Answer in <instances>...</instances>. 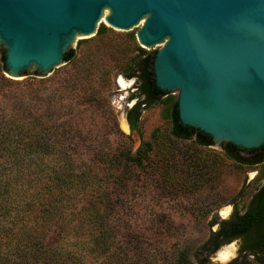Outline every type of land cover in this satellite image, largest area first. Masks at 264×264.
<instances>
[{
  "label": "trees",
  "instance_id": "trees-1",
  "mask_svg": "<svg viewBox=\"0 0 264 264\" xmlns=\"http://www.w3.org/2000/svg\"><path fill=\"white\" fill-rule=\"evenodd\" d=\"M108 30L101 25L97 35ZM96 38L83 52L67 51L64 66L52 78L35 72L34 81L25 82L5 77L0 48V264H210L211 256L234 241L240 243L238 257L228 264H264V183L243 212L236 206L210 231L200 248L207 252L205 257L195 254L193 261L189 248L160 257L154 248L146 247L156 239L155 233L140 229L139 215L127 214L138 202L144 177L169 191L186 190L207 178L212 167L182 143L193 141L203 149L214 143L208 135L180 123L177 96L163 93L154 83L153 55L134 43L122 46ZM114 71L135 81V91L128 97L135 103L126 112L131 133H140L144 110L165 104L169 121L165 144L156 129L149 142L132 151L126 147L130 135L119 131L111 113L108 124H113L118 136L114 149L105 143L94 147L93 135L75 141L74 129L80 124L73 119L57 122V110L66 99L90 118L104 112L107 106L101 95ZM81 143L88 163L80 165L70 149ZM220 147V154L235 164L264 166V146L248 156L232 144ZM263 177L264 169L258 179ZM155 221L151 217V226ZM50 233L52 245L47 242Z\"/></svg>",
  "mask_w": 264,
  "mask_h": 264
},
{
  "label": "water",
  "instance_id": "water-1",
  "mask_svg": "<svg viewBox=\"0 0 264 264\" xmlns=\"http://www.w3.org/2000/svg\"><path fill=\"white\" fill-rule=\"evenodd\" d=\"M101 19L125 32L141 24L143 49L163 45L151 71L177 95L182 125L244 156L264 146V0H0L5 74L49 75Z\"/></svg>",
  "mask_w": 264,
  "mask_h": 264
},
{
  "label": "rangeland",
  "instance_id": "rangeland-1",
  "mask_svg": "<svg viewBox=\"0 0 264 264\" xmlns=\"http://www.w3.org/2000/svg\"><path fill=\"white\" fill-rule=\"evenodd\" d=\"M101 25H104L109 30L103 35H97L96 33L95 36L86 38L87 42L89 41L88 43L83 42V37V39H76L71 46L72 49H74L77 54L83 52L87 50L89 45H94L92 42L97 39L96 37H105L103 40L117 41L122 46H124V44L133 46V43L134 46H140L136 39V33L141 27V24L133 28V30L126 32L107 27L104 19H101V23L97 26V31ZM131 38L134 39V41L131 40ZM162 46L163 45H159L144 50L147 54L153 55ZM129 53L132 56L137 55V51H130ZM63 66L64 65L60 67ZM56 69L57 68L53 69L49 75L43 77L52 78L55 76L54 72ZM34 74L35 70H31L26 72L24 77L16 81L25 82L30 79L32 80ZM4 75L6 78H9L6 74ZM119 79L128 83V87L122 89L118 84ZM134 87L135 81L133 79H126L122 74L114 71L110 75L109 87L104 89L101 95L102 100L107 106V109L104 108V112H100L96 115L91 114L92 120L87 123L91 119L90 114H85L88 112H85L83 108V111L78 112V109L74 107L73 103H70L69 100L66 99L61 103L59 111L57 110V122L73 119L80 124L79 127L76 126L74 129L77 133V138H74L75 141L80 140L79 136L83 138L93 135L97 138V143H94V147H97V145L100 146L98 143H105L104 145L114 149L118 144V136H116L117 134L113 124H108L111 113L117 121L119 131L125 136L130 135V141H126V147L129 145L132 151L141 148L143 142H149L152 133L156 129L159 130V136H161L159 141L165 144L167 138L163 137V135H165L164 133L169 127V121L166 119L165 104L155 105L143 111L140 120V133H131L128 128L126 129L122 126L121 122L125 119L126 112L135 103L134 100H128V97L135 90ZM40 91L46 93V90ZM176 96L177 95L174 94V97ZM81 114H85L86 116L80 117ZM78 117H80V119H78ZM89 141L88 139L86 142L89 143ZM182 145L190 154L196 157H205V159L209 160V165L212 167L210 175L200 180V182L195 183L193 186L188 187L186 190L181 188L173 191L164 189L155 184L156 181L152 182L144 177V183L137 192L138 202L136 206H134V209L127 211V214L130 215L131 218L139 215L138 217L141 219L140 229L144 232L150 230L152 235L155 233L156 239L151 245L146 247L154 248L158 256L160 255V257H163L166 253L169 254L173 252L174 249L189 248L191 257H193V261H195V254L198 255L199 258L207 255V252L204 250L201 251L200 248L207 240L210 231H215L221 220L229 218L236 206H238L237 209L240 212L245 210L251 195L264 183V177L258 179L264 166L259 165L250 168L235 164L220 154L221 147L212 146L210 149H203L195 145L193 141H186L182 143ZM84 146L85 145L81 143L76 150L75 148L70 149V153L76 155L77 164L80 165L82 162L83 164L88 163L84 160L87 157L85 153L87 150ZM64 149H69L66 143ZM62 151H64L63 148ZM151 217L156 220L155 222H157V224L151 226ZM47 242L50 245L53 244V233H50ZM239 245L240 243L238 241H234L221 247L209 258L210 264L230 263L238 257ZM227 251L232 252V255L228 259L222 260L220 255ZM250 259L251 257H249V260Z\"/></svg>",
  "mask_w": 264,
  "mask_h": 264
},
{
  "label": "bare ground",
  "instance_id": "bare-ground-1",
  "mask_svg": "<svg viewBox=\"0 0 264 264\" xmlns=\"http://www.w3.org/2000/svg\"><path fill=\"white\" fill-rule=\"evenodd\" d=\"M118 84H119V86H120L122 89H125V88L128 87V83H125L122 79H119V80H118ZM121 123H122V126H123L124 128H126V129L128 128V129H129L128 124H127V122H126L125 119L122 120ZM231 255H232V252L227 251L226 253H223L222 255H220V258H221L222 260H226V259H228Z\"/></svg>",
  "mask_w": 264,
  "mask_h": 264
},
{
  "label": "flooded vegetation",
  "instance_id": "flooded-vegetation-1",
  "mask_svg": "<svg viewBox=\"0 0 264 264\" xmlns=\"http://www.w3.org/2000/svg\"><path fill=\"white\" fill-rule=\"evenodd\" d=\"M134 91H135V90H134ZM134 91H133V92H134Z\"/></svg>",
  "mask_w": 264,
  "mask_h": 264
}]
</instances>
